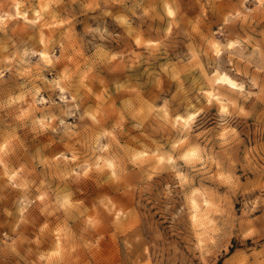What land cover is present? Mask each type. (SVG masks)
Wrapping results in <instances>:
<instances>
[{
  "label": "rangeland",
  "instance_id": "obj_1",
  "mask_svg": "<svg viewBox=\"0 0 264 264\" xmlns=\"http://www.w3.org/2000/svg\"><path fill=\"white\" fill-rule=\"evenodd\" d=\"M0 15V264H264V0Z\"/></svg>",
  "mask_w": 264,
  "mask_h": 264
},
{
  "label": "bare ground",
  "instance_id": "obj_2",
  "mask_svg": "<svg viewBox=\"0 0 264 264\" xmlns=\"http://www.w3.org/2000/svg\"><path fill=\"white\" fill-rule=\"evenodd\" d=\"M14 8H15V10H16V14H18L19 15V13H21L20 12V9H19V7H18V4H15L14 5ZM169 10V13H171V10L170 9H168ZM39 13V12H38ZM15 15V14H14ZM18 15H15V16H18ZM21 15V14H20ZM39 15H40V13H39ZM24 19H26V20H23V21H28L27 19H29L28 17H27V15H26V13H25V11H24V13H22V15H21ZM5 17V16H4ZM21 17V18H22ZM33 17V16H32ZM3 17H2V15H0V20L2 19ZM35 19L37 18V17H34ZM39 18V17H38ZM37 18V19H38ZM34 19V20H35ZM36 19V20H37ZM32 20H33V18H32ZM171 22V21H170ZM170 22H169V24H170ZM215 48V47H214ZM217 51H219V50H217ZM47 56V53L46 52H44V51H42L41 52V57H46ZM50 59V58H49ZM216 80H217V84H220V86L222 85H226V86H228V87H230V88H232V89H239L240 88V85H238V83L230 76V75H228L227 73H225V72H222L217 78H216ZM233 85H235V87H233ZM215 91V90H214ZM216 93V92H215ZM215 93H212V91H210V92H207V98L208 99H210V98H212V97H215V99L216 100H219L220 101V103H221V100L218 98V96H221V95H218L217 96V94H215ZM223 100V99H222ZM221 105V104H220ZM222 105H224V104H222ZM222 108V107H221ZM223 109V108H222ZM191 121V120H190ZM187 120L185 121V124H187ZM184 124V125H185ZM111 165V164H110ZM109 167H111V166H109ZM192 203H193V213H192V218H193V220L195 221V222H198V221H200V219H203V216H201V214H200V210H199V206H198V204L196 203V201L195 200H192ZM207 203V202H206Z\"/></svg>",
  "mask_w": 264,
  "mask_h": 264
},
{
  "label": "snow or ice",
  "instance_id": "obj_3",
  "mask_svg": "<svg viewBox=\"0 0 264 264\" xmlns=\"http://www.w3.org/2000/svg\"><path fill=\"white\" fill-rule=\"evenodd\" d=\"M172 13H169V15H171ZM233 87H235V85H233ZM191 119V118H190ZM192 155H195L194 153Z\"/></svg>",
  "mask_w": 264,
  "mask_h": 264
}]
</instances>
